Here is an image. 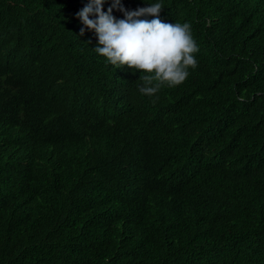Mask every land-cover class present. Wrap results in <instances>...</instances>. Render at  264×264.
<instances>
[{
    "label": "trees",
    "instance_id": "1",
    "mask_svg": "<svg viewBox=\"0 0 264 264\" xmlns=\"http://www.w3.org/2000/svg\"><path fill=\"white\" fill-rule=\"evenodd\" d=\"M88 2L0 0V264H264V0H121L198 46L154 96Z\"/></svg>",
    "mask_w": 264,
    "mask_h": 264
},
{
    "label": "clouds",
    "instance_id": "2",
    "mask_svg": "<svg viewBox=\"0 0 264 264\" xmlns=\"http://www.w3.org/2000/svg\"><path fill=\"white\" fill-rule=\"evenodd\" d=\"M105 3L106 0H89L77 13L84 26L80 34L85 29L94 31L98 38L94 51L117 69L127 67L144 73L141 94L154 96L161 85L179 86L188 78L189 69L197 66L194 54L199 50L190 24L163 22L159 2L129 11L121 0H111L106 12ZM114 9L124 18L116 19Z\"/></svg>",
    "mask_w": 264,
    "mask_h": 264
}]
</instances>
